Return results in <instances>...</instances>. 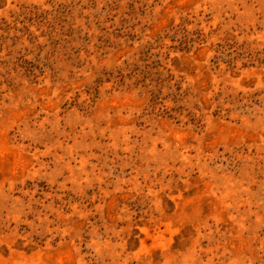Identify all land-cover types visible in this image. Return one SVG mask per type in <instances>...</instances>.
I'll return each mask as SVG.
<instances>
[{
    "label": "rangeland",
    "instance_id": "obj_1",
    "mask_svg": "<svg viewBox=\"0 0 264 264\" xmlns=\"http://www.w3.org/2000/svg\"><path fill=\"white\" fill-rule=\"evenodd\" d=\"M0 264H264V0H0Z\"/></svg>",
    "mask_w": 264,
    "mask_h": 264
}]
</instances>
